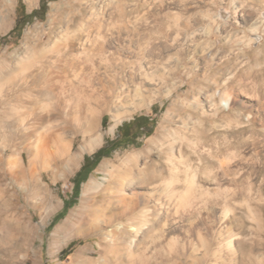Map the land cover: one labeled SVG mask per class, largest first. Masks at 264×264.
I'll return each instance as SVG.
<instances>
[{"label": "rangeland", "instance_id": "374dc122", "mask_svg": "<svg viewBox=\"0 0 264 264\" xmlns=\"http://www.w3.org/2000/svg\"><path fill=\"white\" fill-rule=\"evenodd\" d=\"M69 6L79 15L89 19L103 16L107 22L122 9L129 24L135 23L139 29L134 42L157 46L161 62L157 67L168 65L175 74L167 85L158 87L151 104L123 117L113 133L109 132L114 125L112 114L106 112L97 134L99 145L92 151H88L82 133L66 124L67 134L74 138L73 152L80 155L77 167L67 175L42 166L35 169L34 179L27 173L19 174L16 161L25 172L28 170L25 146L29 141L22 129L27 128L28 120L12 117L8 106L0 104V264H73L75 255L83 249L86 252L82 258L107 264L101 238L122 222L106 223V215H90L92 208L103 213L98 200L110 187L108 174L100 166L146 150L162 130L173 133L176 143L172 138L170 142L175 155L186 137L210 149L208 141L215 136L222 154L232 152L222 161L221 192L212 196L220 204L217 216L225 209L231 211V216L243 221L247 229V233L234 238V243L242 239L249 247L260 248L254 259L237 264H264V0H0V58L19 50L27 34L52 27L51 21ZM33 13V18L26 19ZM121 51L107 57L112 62L119 59L116 64L127 68L129 53ZM100 68V72L110 70L106 65ZM191 84L194 86L190 88ZM225 102L226 107L215 116L213 112L211 116L203 114L212 103L219 108ZM178 108L181 111L177 114ZM63 122L61 119L59 124ZM10 123H17L18 130L4 128ZM185 126L192 130L188 132ZM139 127L144 128L138 131ZM125 136L130 146L116 149L127 141L122 140ZM161 143L139 161V168L147 164L167 166L168 144ZM100 150L102 157L95 169L88 176L80 174L86 161H92ZM189 151L188 165L202 168L201 161L209 160L206 154L198 158ZM11 159L15 163L8 162ZM82 180L74 199L75 183ZM90 182L98 188L83 196V188ZM141 193L144 191L140 188H127L123 196L115 193L114 200L121 197L130 202ZM65 203L71 206L62 216ZM161 215L167 217L163 212ZM79 216L87 221L80 233L75 223ZM171 226L179 225L173 221ZM179 234L174 232L175 237ZM145 248L152 254L162 251L157 244ZM209 248L214 249V244ZM176 263L161 262L158 257L149 260V264ZM204 263L218 264L211 257Z\"/></svg>", "mask_w": 264, "mask_h": 264}, {"label": "bare ground", "instance_id": "6f19581e", "mask_svg": "<svg viewBox=\"0 0 264 264\" xmlns=\"http://www.w3.org/2000/svg\"><path fill=\"white\" fill-rule=\"evenodd\" d=\"M128 19L122 9L117 10L114 20L107 22L103 16L89 19L77 14L73 7H65L63 14L51 21L52 27L27 34L19 50L0 58V104L8 106L12 117L28 120L27 128H22L29 141L25 146L29 153L27 172L20 162L15 163V158L8 160L15 163L19 174L27 173L34 179L35 169L41 166L55 168V174L71 173L80 155L73 152L74 138L67 134L66 124L82 133L88 151H92L99 145L97 134L106 112L112 114L114 125L109 132L113 133L123 117L144 108L159 93L158 87L168 84L175 71L168 65L157 67L161 63L157 46L134 42L139 29L135 23L129 24ZM121 50L129 53L127 68L116 64L119 59L113 63V59L107 57L110 53L119 55ZM101 65L110 70L100 72ZM226 105L227 102L217 108L212 103L203 114L211 116L213 112L215 116ZM180 111L178 108L177 114ZM169 117L165 119L168 121ZM61 119L64 122L59 124ZM4 126L13 131L17 129V123ZM185 127L190 129V126ZM171 136L172 132L166 134L162 130L146 150L100 166L108 174L110 187L98 200L103 213L92 208L90 215H106V223L122 222L101 238V251L107 256V264H149L154 257L161 262L176 261V264H205L204 260L210 257L218 264L254 259L260 248L249 247L242 239L234 243L238 234L247 233L244 222L231 216L228 209L217 216L220 204L212 197L221 192L222 161L232 152L226 150L222 154L215 136L208 141L212 145L210 149L205 143L185 136L175 155L170 138L176 141ZM164 142L168 144L167 166L147 164L139 168V161ZM188 149L198 158L206 154L209 160H200L202 168L188 165L185 162L190 161ZM83 150L86 151L85 146ZM211 186L214 188L210 189ZM135 187L144 193L133 201L121 197L114 200L115 193L123 196L127 188ZM97 188L94 182L88 183L83 188V196ZM161 212L167 217L161 218ZM85 219L79 216L75 221L79 233L85 230ZM173 221L179 225L177 228H172ZM176 230L180 233L177 237L174 236ZM139 236L140 240H136ZM156 244L162 250L157 254L145 248ZM213 244L214 249L209 248ZM258 246L261 247L260 242ZM85 252L80 250L73 264H100L82 258Z\"/></svg>", "mask_w": 264, "mask_h": 264}, {"label": "trees", "instance_id": "16d2710c", "mask_svg": "<svg viewBox=\"0 0 264 264\" xmlns=\"http://www.w3.org/2000/svg\"><path fill=\"white\" fill-rule=\"evenodd\" d=\"M34 13L31 14V15H28L26 16V19H31L34 17ZM16 29V28H15ZM144 127H139L137 128L138 131H141ZM123 141L127 140L123 145L121 146H118L116 149H119L121 147H127V146H130V142L128 140V138L125 136L122 138ZM111 152L113 150H110ZM102 150L98 151L97 154L95 155V158L92 160V161H86L85 165L83 166V168L81 169V172L80 174H82L83 172L85 173L86 176H88L94 169L95 167L97 166L100 158L102 157L101 154H102ZM88 166V168H87ZM84 180L78 182V183H75V187H74V199H76L77 197V192H78V188H79V185L83 182ZM71 205H68L67 203L64 204V207H63V210H62V213L61 215L63 216L64 213H66V211L70 208Z\"/></svg>", "mask_w": 264, "mask_h": 264}]
</instances>
